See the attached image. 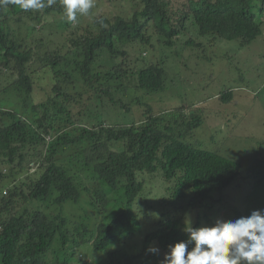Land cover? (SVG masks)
Instances as JSON below:
<instances>
[{
	"label": "trees",
	"instance_id": "trees-1",
	"mask_svg": "<svg viewBox=\"0 0 264 264\" xmlns=\"http://www.w3.org/2000/svg\"><path fill=\"white\" fill-rule=\"evenodd\" d=\"M177 1L95 0L109 10L93 8L89 25L82 15L67 23L61 0L39 11L0 6V264H160L186 238L185 214L200 227L215 222L210 214L234 220L264 208V136L233 159L191 139L205 106L156 112L147 100L166 74L148 50L188 32L183 46L201 47L192 33L213 46L236 40L224 51L243 75L228 53L264 37V0ZM240 55L250 73L252 53ZM262 86L223 87L216 98L232 106L240 92L261 96L264 127ZM136 105L138 120H112ZM240 117L232 108L222 119L229 129ZM238 186L245 198L228 201Z\"/></svg>",
	"mask_w": 264,
	"mask_h": 264
},
{
	"label": "rangeland",
	"instance_id": "rangeland-1",
	"mask_svg": "<svg viewBox=\"0 0 264 264\" xmlns=\"http://www.w3.org/2000/svg\"><path fill=\"white\" fill-rule=\"evenodd\" d=\"M181 1L173 2V4H180ZM93 8L95 12H107L109 10L108 6L106 7L101 2ZM90 16H84L81 20V25L88 24L91 19ZM191 31L194 30L191 29ZM191 35L197 41L194 43L200 42L201 47L196 44L183 46V43L190 37L188 32L176 38L172 48L154 53L148 50L147 60L151 61L155 60V58L160 59L161 57V59L166 60V74L164 87L161 90H156L148 94L147 100L156 112L176 109L178 105L190 103H197L202 109V106H205L207 112L204 113V123L196 130V137L194 132L191 139L194 138L209 148L219 146L221 153L227 157L237 160L241 158L247 159V148L254 146L256 140L264 136L262 134L264 127L261 123L263 112H258L263 103L262 97L256 96L257 98H255L254 102L253 99L244 101L242 92H240V97L243 102L232 106H225L221 102H218L216 97L223 87H242L243 90L247 91H255L258 87H263L264 80L261 81L259 79H262L264 76V62H259V55L261 53V56H263L262 54L264 53V37L261 36L251 44L243 47V51H237L236 49L235 53H228V59L233 60L240 69L239 71L243 74L238 75L236 71L231 73V67H228L224 51L225 48L228 50L231 47L235 48L237 45L236 40L219 39L220 41H217V45L213 46L208 40L207 35L201 36L199 41L195 33ZM246 51L252 53L251 57L253 61L249 65L250 73L243 72L246 71L247 66L244 65V57L240 54H246ZM166 55H168L167 58ZM258 73L262 76L259 79H257ZM242 76L244 77L243 82L234 81L238 77L242 78ZM245 94L248 98L247 93ZM232 108L239 110L241 117L235 120L232 127L228 129L226 124L224 125L225 120L222 117L225 118L227 111H231ZM142 110L143 106L136 105L132 107L129 115L127 114L122 118L113 117L112 120L116 119L115 121H119L120 123L130 122L134 119L138 120ZM223 135L225 136L224 138ZM114 148H119V145H116ZM144 187L146 188V185ZM233 191L237 195L235 194L236 197L233 199L228 198L230 202H234L235 200L240 201V199L243 200L247 193L246 188L241 186L236 187ZM211 215L208 218H211V221H215V215ZM225 219L228 220L227 217ZM211 224L212 222L202 220L200 226Z\"/></svg>",
	"mask_w": 264,
	"mask_h": 264
},
{
	"label": "clouds",
	"instance_id": "clouds-1",
	"mask_svg": "<svg viewBox=\"0 0 264 264\" xmlns=\"http://www.w3.org/2000/svg\"><path fill=\"white\" fill-rule=\"evenodd\" d=\"M54 3L56 0H0L2 7L15 5L23 11L43 10ZM61 4L66 22L74 25L78 15H89L95 0H61ZM185 216L181 231L186 238L167 245L160 264H264V208L200 227H193L190 213ZM159 251L154 244L146 248L151 254Z\"/></svg>",
	"mask_w": 264,
	"mask_h": 264
}]
</instances>
